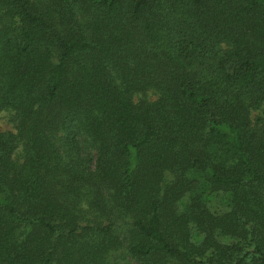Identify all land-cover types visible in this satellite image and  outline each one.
Returning a JSON list of instances; mask_svg holds the SVG:
<instances>
[{
  "label": "trees",
  "instance_id": "obj_1",
  "mask_svg": "<svg viewBox=\"0 0 264 264\" xmlns=\"http://www.w3.org/2000/svg\"><path fill=\"white\" fill-rule=\"evenodd\" d=\"M0 264H264V0H0Z\"/></svg>",
  "mask_w": 264,
  "mask_h": 264
},
{
  "label": "rangeland",
  "instance_id": "obj_2",
  "mask_svg": "<svg viewBox=\"0 0 264 264\" xmlns=\"http://www.w3.org/2000/svg\"><path fill=\"white\" fill-rule=\"evenodd\" d=\"M0 131H15L13 119L9 111L0 113Z\"/></svg>",
  "mask_w": 264,
  "mask_h": 264
}]
</instances>
